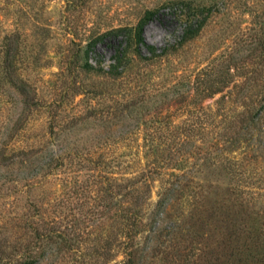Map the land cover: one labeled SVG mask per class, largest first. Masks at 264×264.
I'll use <instances>...</instances> for the list:
<instances>
[{
    "label": "rangeland",
    "instance_id": "374dc122",
    "mask_svg": "<svg viewBox=\"0 0 264 264\" xmlns=\"http://www.w3.org/2000/svg\"><path fill=\"white\" fill-rule=\"evenodd\" d=\"M169 1L0 0V152H30L34 161L8 167L0 160V176L16 178L0 187V241L23 244L33 239L34 229H56L72 250L48 246L40 264L119 262L120 225L112 215L117 206L106 179L139 178L149 170L157 172L148 180L151 202L172 172L194 175L190 186L201 187L204 210L212 211L213 202H227L234 178L219 173L218 164L204 163L200 148L219 133L223 144L215 153L224 155V148L233 147L234 114L244 107L235 101L239 87L262 95L264 0H191L213 9L199 35L155 65H136L122 79H87L65 70L66 56L89 32L134 25L145 10L155 9L156 15L143 27L144 41L158 52L175 44L183 23ZM96 51L107 66L112 50L102 44ZM15 69L27 82L35 108H25L29 98L13 88L12 80L20 84ZM204 73L222 92L201 100L194 89ZM50 123L57 132L50 133ZM259 127L250 147L242 143L229 156L264 169V113ZM63 152L70 155L63 164L38 174L44 159ZM121 188L113 192L118 201ZM189 200H169L156 226L170 231L185 220L186 213L177 216L179 209H190ZM150 245L142 264L151 262Z\"/></svg>",
    "mask_w": 264,
    "mask_h": 264
},
{
    "label": "trees",
    "instance_id": "16d2710c",
    "mask_svg": "<svg viewBox=\"0 0 264 264\" xmlns=\"http://www.w3.org/2000/svg\"><path fill=\"white\" fill-rule=\"evenodd\" d=\"M167 6L177 12L183 23L182 34L175 44L158 52L154 46L144 41L143 27L156 15L155 9L145 10L134 25L112 27L103 32H89L84 43H79L76 51L69 54V58L66 56L65 70L70 75L77 74L78 77L87 79H122L138 64L155 65L168 55L176 53L199 35L213 14L211 7L191 0H172ZM102 44L112 50L107 66L103 65L102 56L96 51V47ZM143 50L147 55L143 54ZM12 65L16 67L14 63ZM13 72L17 75V69ZM17 76L18 78H14L20 84L17 85L16 81L12 80L13 88L20 97L29 98L30 103H26L25 108H35L37 104L31 102L33 99L29 97L30 88L27 82L20 75ZM202 76L196 80V96L205 100L222 92L220 87H216L214 83L210 84L209 80L204 78L205 73ZM199 86L202 88L200 91L197 89ZM237 91L235 101L241 102L244 107L234 114V141L230 143L233 147L224 148V155L215 153L223 144L224 135L219 133L218 136L211 137L207 147L204 145L200 148L206 157L203 162L218 164L216 170L219 173L234 178V192L223 200L227 202H213L210 206L212 211L204 210L203 196L200 190H197L201 187L190 186L195 177L182 172L183 167H173L182 173L179 175L172 172L169 174L171 179L161 182L155 202H151L148 193V180L157 173L156 171L149 170L148 174L142 172L139 178L120 179L126 182L124 185L113 177L107 178L109 185L106 191L109 192L111 201H116L117 210H114L112 215L119 220L123 256L121 261L114 264H142L141 259L147 256L145 249L149 243V264H264V169L254 167V161L249 159L236 161L229 156L231 150L240 147L242 143L246 144V148L250 147L252 133L260 131V120L264 113V88L262 95L255 97L248 86L239 87ZM92 92L96 93L95 90ZM213 116L221 115L216 113ZM49 128L50 133L57 132V125L54 123H50ZM243 131L249 136L241 137ZM152 154L157 155L154 152ZM69 157L66 152L51 155L43 160L38 174L46 170L51 171L52 168L55 170ZM39 158L41 159V156ZM1 159L8 167H25L26 164L34 162L30 152L18 151L14 154L7 153L5 149L0 152ZM214 159L216 161H212ZM167 161L171 164L172 156L167 157ZM15 179L9 174L1 175L0 187L15 182ZM117 186L122 187L119 190L122 196L120 201L118 195L113 194ZM190 198V209L178 211L177 219L186 213L185 220L177 221L170 231L156 226L159 212L168 206L169 200L190 203ZM34 230L33 239L23 244L10 246L5 240H1L0 264H40L45 258L47 247L52 245L56 249H64L66 253L72 250L71 242L58 230L49 229L44 233Z\"/></svg>",
    "mask_w": 264,
    "mask_h": 264
}]
</instances>
